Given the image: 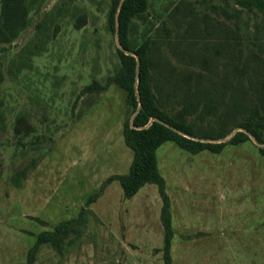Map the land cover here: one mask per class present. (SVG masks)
<instances>
[{
	"label": "rangeland",
	"instance_id": "1",
	"mask_svg": "<svg viewBox=\"0 0 264 264\" xmlns=\"http://www.w3.org/2000/svg\"><path fill=\"white\" fill-rule=\"evenodd\" d=\"M107 2L43 0L2 44L0 264H24L35 234L68 219L59 245H39L31 264H163L156 186L145 183L125 197L116 180H106L125 172L131 158L122 138L130 106L107 81L118 65ZM234 21L239 29L230 40L240 58L251 50L264 57V15L232 0H148L145 22L134 20L129 35L135 43L155 36L160 55L177 67L202 69L203 55L223 41L219 30ZM92 82L104 87L86 89ZM176 91L167 103L179 107ZM20 114L30 129L15 134ZM187 119L197 132L217 124L216 114L199 108ZM257 147L250 137L218 152L159 145L169 264H264V155Z\"/></svg>",
	"mask_w": 264,
	"mask_h": 264
},
{
	"label": "trees",
	"instance_id": "2",
	"mask_svg": "<svg viewBox=\"0 0 264 264\" xmlns=\"http://www.w3.org/2000/svg\"><path fill=\"white\" fill-rule=\"evenodd\" d=\"M42 1L0 0V49H4L2 44L11 42L28 25L30 9ZM232 1L248 11L264 15V0ZM147 6L148 0L107 2L106 25L111 32H116L115 38L119 45L115 46L118 65L108 75L107 81L123 90L130 106L129 116L122 123V138L131 150V158L125 172L110 174L106 180H116L125 197L132 196L145 183L156 186L161 202L159 216L163 228L162 259L163 264H169L172 236L169 198L164 178L158 170L156 149L162 142L170 140L189 152L203 149L218 152L226 144L235 145L249 139L241 129L223 141H202L185 136L173 127L192 136L219 137L228 134L233 127L241 126L264 143V57L260 52L251 50L240 58L232 46L235 42L230 40L236 37L234 31L239 29L234 21V28L224 25L219 30L217 38L222 37L223 44L220 41L212 44L211 55H203L201 58L204 66L202 69H189L179 63L181 67H177L173 60L160 55V49L164 48L155 36L147 35L135 43L129 35L134 20L145 22ZM222 11L236 17L226 9ZM74 25L77 26L78 23L74 22ZM124 50L133 51L137 58ZM182 52L187 55V50L180 49V53ZM180 58L183 59L182 56ZM185 60L189 63L195 61L194 55L188 54ZM1 63L0 58V65ZM103 87L104 85L92 82L85 88ZM175 87L179 90L175 93V97L179 99L176 102L181 104L179 107L167 103L170 102L167 101L168 95L174 92ZM198 108L201 113L208 111L216 114L217 124L197 132L187 118ZM150 117L157 119L148 122ZM24 127L30 129L23 115H17L13 123L14 133L20 134ZM257 148L264 155V147ZM70 222L71 219L59 221L53 229L37 232L33 244L26 251L24 264L32 263L39 245L47 243L57 247L70 227Z\"/></svg>",
	"mask_w": 264,
	"mask_h": 264
},
{
	"label": "water",
	"instance_id": "3",
	"mask_svg": "<svg viewBox=\"0 0 264 264\" xmlns=\"http://www.w3.org/2000/svg\"><path fill=\"white\" fill-rule=\"evenodd\" d=\"M115 34H116V32H115ZM116 45L119 46L117 42H116ZM124 52H125V53H129V54H132V55L135 56V58H137L136 54H135L133 51H130V50H124ZM138 105H139V102H138ZM152 119H157V118H156V117H150L149 120H148V122H149L150 120H152ZM165 124H166V123H165ZM173 129H175L176 131L182 133V134L185 135V136H188V137H191V138H194V139H198V140H202V141H213V142L223 141V140H225L226 138H229V137H230V136H231L236 130H241V129H242V130H244V131L247 133V135L253 140V142H254L257 146H259V147H264V143L258 141L256 138H254V136H253L249 131L245 130V129H244L243 127H241V126H235V127H233V128L230 130V132L227 134V136L225 135V136H219V137H201V136H192V135H189V134H187V133H184V132L180 131V130L177 129V128H174V127H173Z\"/></svg>",
	"mask_w": 264,
	"mask_h": 264
}]
</instances>
